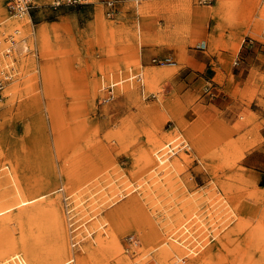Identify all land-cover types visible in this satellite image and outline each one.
I'll return each mask as SVG.
<instances>
[{
  "label": "rangeland",
  "instance_id": "obj_1",
  "mask_svg": "<svg viewBox=\"0 0 264 264\" xmlns=\"http://www.w3.org/2000/svg\"><path fill=\"white\" fill-rule=\"evenodd\" d=\"M108 1L34 0L27 25L0 0V65L13 76L0 91V159L23 170L28 197L74 184L62 197L72 264H171L172 241L186 246L179 264H264V0H112L111 16ZM162 149L176 167L164 191L141 187L94 215L152 169L165 174ZM112 186L81 212L77 201ZM104 229L120 256L97 243Z\"/></svg>",
  "mask_w": 264,
  "mask_h": 264
},
{
  "label": "bare ground",
  "instance_id": "obj_2",
  "mask_svg": "<svg viewBox=\"0 0 264 264\" xmlns=\"http://www.w3.org/2000/svg\"><path fill=\"white\" fill-rule=\"evenodd\" d=\"M183 4V3H179ZM178 4V5H179ZM177 5V7H178ZM9 21V19H8ZM7 22V21H6ZM21 22V21H20ZM27 25L29 22H25ZM5 25V24H4ZM23 25V23H22ZM4 27V26H3ZM19 28V27H18ZM21 29V28H20ZM5 34V33H4ZM32 34V33H31ZM25 38V37H24ZM23 39V38H22ZM14 42V41H13ZM11 43V42H10ZM19 43V42H18ZM16 44V43H14ZM3 45V43H2ZM10 45V44H9ZM237 45V44H236ZM235 45V47H236ZM12 46V45H11ZM10 48V46H8ZM234 47V50L236 49ZM29 49V48H28ZM29 51V50H26ZM15 53V52H14ZM140 64V63H138ZM20 73V72H19ZM14 75V74H13ZM142 75V74H141ZM18 85H12L11 87H8L7 93L8 94H16L18 93ZM182 143V142H181ZM180 144V143H179ZM165 145H163L164 147ZM162 146H159L161 149ZM185 149V148H184ZM163 150V149H162ZM160 150L159 152H161ZM186 151V150H185ZM155 155L157 156L158 161V167H162L161 169L168 170L165 167L172 164V169L176 170L175 163H171V155L169 150L165 149L160 154L157 152V150L154 151ZM175 154V153H174ZM173 154V155H174ZM163 155V156H162ZM172 155V156H173ZM189 157V156H188ZM196 160V159H195ZM78 161V160H77ZM152 161L150 158H148V162ZM4 162V163H3ZM80 162V161H79ZM176 163H180L178 160L175 161ZM190 162V161H189ZM76 164V163H75ZM79 164V163H78ZM76 164V166L78 165ZM182 164V163H181ZM146 166V165H145ZM74 167V166H73ZM144 167V166H143ZM147 167V166H146ZM17 168L21 169L19 165L12 164V162L7 161V157H3L0 159V264H72L75 263L76 258L74 255V249L76 246L69 243V233L67 229V217L64 214L63 210V202L62 197L64 195L65 189L67 188L69 184L72 185V182H69L68 184H64V186H60L56 188L55 186L51 188L50 190H47L41 194L28 197L24 191H23V184L20 183V172H23L21 169L20 172L17 170ZM156 169H152V171L149 174L150 183H147L148 185H144L145 187L141 186V183H138L139 188H132L125 190L126 192L120 193V196L113 199L112 202L109 201V203L101 208H97L96 214H101L104 211H106L109 208H112L119 202L123 201L124 199H128L127 201H132V195L134 192L141 189H145L144 195H150L153 193H160L163 190L164 182H167L170 179V176L168 174V171L165 172V174L156 173L154 172ZM19 173V174H18ZM25 174V171H24ZM61 176V175H60ZM66 178V177H65ZM64 178V179H65ZM95 178V176L93 177ZM97 178V177H96ZM147 178V179H148ZM33 179V178H31ZM117 179V178H116ZM27 181V179H25ZM81 181V180H80ZM126 181V179H125ZM83 182V181H82ZM81 182V183H82ZM123 182V181H122ZM128 182V181H127ZM36 183V182H35ZM66 183V182H65ZM80 183V182H79ZM78 183V184H79ZM95 183V182H94ZM104 183V182H103ZM120 183V182H119ZM32 184V183H31ZM30 184V185H31ZM43 184V183H42ZM98 184V183H97ZM109 184V183H108ZM113 184V183H112ZM125 184V183H124ZM129 184V182H128ZM132 184V183H131ZM74 185V184H73ZM87 185V184H86ZM105 186V185H104ZM33 187V186H30ZM43 187V186H42ZM66 187V188H65ZM70 187V186H69ZM85 187V186H84ZM91 187V186H90ZM95 187V186H93ZM181 187V186H180ZM179 187V188H180ZM81 188V187H79ZM96 188V187H95ZM98 188V187H97ZM105 188V187H104ZM177 188V187H176ZM35 189V188H34ZM41 189V188H40ZM39 189V190H40ZM43 189V188H42ZM88 189V188H87ZM91 189V188H90ZM109 189V187H108ZM79 190V189H78ZM111 192L107 193V191L100 193L98 196L92 197L89 201V203L83 202L84 199L77 201V204H80L81 212L87 213L88 207L86 206L90 205L91 209L96 208L99 204H102L108 200L110 196L115 195L119 192V188H115V186H112L111 189H109ZM81 191V190H79ZM78 191V192H79ZM89 191V190H88ZM164 191V190H163ZM76 192V191H75ZM77 192V193H78ZM98 192V191H97ZM142 192V191H141ZM152 192V193H151ZM91 193V192H90ZM89 193V195H90ZM95 193V192H94ZM93 193V194H94ZM74 194V193H73ZM72 194V195H73ZM86 194V192L84 193ZM164 194V193H163ZM87 195V196H89ZM95 195V194H94ZM81 196V195H80ZM152 196V195H151ZM79 197V195H78ZM84 197V196H83ZM91 197V196H90ZM67 198V197H66ZM65 198V199H66ZM82 198V197H81ZM143 198V197H142ZM72 199V198H71ZM78 199V198H74ZM80 199V198H79ZM155 199V198H154ZM159 200V199H158ZM70 201V200H68ZM225 201V200H224ZM67 202V201H66ZM74 202V201H73ZM152 202V201H151ZM226 202V201H225ZM222 203V202H221ZM86 204V205H85ZM146 204V203H145ZM161 204V203H160ZM166 204V203H165ZM227 204V203H226ZM231 204V203H230ZM229 205V204H228ZM66 206V205H65ZM151 206V205H150ZM226 206V205H225ZM157 207V204H156ZM154 207V209L156 208ZM73 208V207H72ZM162 208V207H160ZM159 208V209H160ZM157 209V208H156ZM226 209V208H225ZM224 209V210H225ZM228 209V208H227ZM226 209V210H227ZM230 210V209H229ZM72 211V210H71ZM79 211V210H78ZM90 211V210H89ZM88 211V212H89ZM166 211V210H165ZM73 212V211H72ZM225 212V211H224ZM222 212V213H224ZM230 212V211H229ZM80 213V212H79ZM168 213V212H167ZM68 216V214H66ZM70 215V214H69ZM97 215V216H98ZM169 215V214H168ZM230 215V214H228ZM73 216V215H72ZM97 216H91L87 219V221H91ZM167 216V215H166ZM220 216V215H219ZM79 217V216H78ZM80 218V217H79ZM163 218V217H162ZM175 218V217H173ZM218 218V215H217ZM172 221V218H170ZM182 219V218H180ZM216 219V218H215ZM223 220L222 218H220ZM227 219V218H226ZM73 220V219H72ZM80 220V219H79ZM84 220V219H82ZM169 220V219H168ZM194 220V219H193ZM197 220V219H196ZM217 220V219H216ZM69 221V220H68ZM159 221V220H158ZM167 221V220H166ZM170 221V220H169ZM174 221V220H173ZM214 221V220H213ZM220 221V220H219ZM72 222V221H71ZM79 222V221H78ZM86 222V220L84 221ZM87 222V223H88ZM117 222V221H116ZM121 222V221H120ZM165 222V221H164ZM177 222V221H176ZM183 222V220H182ZM189 222V221H188ZM195 222V221H194ZM218 222V221H217ZM223 222V221H222ZM83 223V222H81ZM86 223V224H87ZM122 223V222H121ZM169 223V222H168ZM199 223V220H198ZM225 220V224H226ZM102 222L99 224L101 225ZM120 224V223H119ZM180 223H178L179 225ZM197 224V223H196ZM195 224V225H196ZM204 224V223H203ZM218 224H220L218 222ZM222 224V223H221ZM224 224V225H225ZM94 226L95 229L99 226ZM110 225V224H109ZM118 225V224H117ZM122 225V224H121ZM173 225V224H172ZM183 225V224H182ZM190 225V224H188ZM200 225V223H199ZM216 225V224H215ZM222 225V226H224ZM164 226V225H163ZM168 225H166L167 227ZM171 226V223L170 225ZM168 226V227H169ZM176 226V224H175ZM191 226V225H190ZM78 227V226H77ZM119 227V225H118ZM167 227V228H168ZM180 227V225H179ZM200 227H203L202 225ZM74 228V227H73ZM105 228V226H103ZM161 228V227H160ZM167 228H164L167 229ZM81 229V228H80ZM76 230V232L81 230ZM174 229V228H173ZM172 231H175L173 230ZM200 229V228H198ZM205 229V228H204ZM106 233V237H102L100 235L97 238V243H99V246L104 247V245L107 243V239H111L114 243H112L114 246V256H120L122 254V249L118 240V236H112L109 230L104 229ZM112 230V229H111ZM162 230V231H164ZM169 230V229H168ZM99 232H101L98 229ZM118 231V230H117ZM204 231V230H203ZM74 232L73 234H76ZM168 232V231H167ZM170 232V231H169ZM178 232V231H177ZM201 232V229H200ZM205 232V231H204ZM187 233V232H186ZM195 233V232H194ZM206 233V232H205ZM81 234V233H80ZM84 234V233H83ZM161 234V233H160ZM165 234V232L163 233ZM170 235L169 233H167ZM180 234V233H179ZM202 234V233H201ZM19 235V236H18ZM104 235V234H103ZM172 235V232H171ZM174 235V234H173ZM76 236V235H75ZM80 236V235H79ZM175 236V235H174ZM207 236V234H206ZM71 237V236H70ZM102 237V238H101ZM166 236H164L165 238ZM191 237V236H190ZM194 237V236H193ZM202 237V236H201ZM205 237V236H204ZM72 238V237H71ZM167 238V237H166ZM192 238V237H191ZM190 238V239H191ZM94 239V238H93ZM133 239V238H132ZM170 239V238H169ZM203 239V238H201ZM200 239V240H201ZM75 240V239H74ZM73 240V241H74ZM77 240V239H76ZM79 240V239H78ZM172 240V239H170ZM169 240V242H170ZM185 240V238H184ZM188 240V239H187ZM186 240V241H187ZM189 241V240H188ZM76 242V241H75ZM80 242V241H79ZM82 242V241H81ZM133 242V240H132ZM196 242V241H194ZM209 240H207L203 244V249L193 251V254L199 255L209 244H207ZM74 243V242H73ZM168 243V242H167ZM188 243V242H186ZM165 244V243H164ZM162 244V245H164ZM207 244V245H206ZM161 245V244H160ZM206 245V246H205ZM166 246V244L164 245ZM201 246V245H200ZM117 248V250L115 249ZM159 247V246H158ZM163 247V246H162ZM186 247L182 243H173L172 245L170 242L169 249L166 248L163 250L168 257L169 260L172 261L171 264H179V262L182 260L181 258V252ZM192 247V246H191ZM155 248V247H154ZM157 248V247H156ZM160 248V247H159ZM188 248V247H187ZM197 248V246H196ZM194 248V249H196ZM153 249V248H152ZM151 249V250H152ZM161 249V248H160ZM158 249V250H160ZM164 249V248H162ZM111 251V250H110ZM156 251V250H155ZM134 252V251H133ZM151 252V251H150ZM148 253V251H147ZM157 253V252H156ZM163 253V252H162ZM184 253V252H183ZM186 253V252H185ZM160 256L162 255L161 252L159 253ZM144 255V254H143ZM153 255V254H152ZM189 255V254H188ZM187 255V256H188ZM192 255V254H190ZM189 255V256H190ZM113 256V255H112ZM148 256V255H147ZM159 256V257H160ZM163 256V255H162ZM150 257V256H149ZM200 257V256H199ZM191 258V257H190ZM153 259V258H152ZM187 259V258H186ZM162 262V258L160 259ZM203 260V259H201ZM120 261L123 262V264H132L128 258H122ZM148 261V260H147ZM151 261V260H150ZM164 261V260H163ZM183 261V260H182ZM181 261V262H182ZM209 262V260L207 259ZM206 261V262H207ZM143 262V261H142ZM158 262V261H157ZM184 262V261H183ZM212 262V261H211ZM151 263V262H150ZM164 263V262H163ZM186 263V262H185ZM162 264V263H161Z\"/></svg>",
  "mask_w": 264,
  "mask_h": 264
},
{
  "label": "built area",
  "instance_id": "obj_3",
  "mask_svg": "<svg viewBox=\"0 0 264 264\" xmlns=\"http://www.w3.org/2000/svg\"><path fill=\"white\" fill-rule=\"evenodd\" d=\"M139 1V0H136ZM93 0H55L54 6H83L86 4H92ZM9 5H10V10L14 14V16L18 17L19 19L25 21V22H31L32 23V18H31V12L33 8L35 7L34 5V0H9ZM107 7H108V15L111 16L112 14H115L116 9H115V2L112 0H109L107 2ZM5 55L8 57L9 54L11 53V48H6ZM156 61V60H155ZM163 64L167 65H173L174 63L171 61V59H165L164 61H161ZM9 64V63H8ZM2 65V64H1ZM0 65V66H1ZM4 66H1L0 68V91L4 89L5 84L7 81H9L12 77L9 76V74L6 72V68L3 69ZM8 69V67H7ZM10 78V79H9Z\"/></svg>",
  "mask_w": 264,
  "mask_h": 264
},
{
  "label": "crops",
  "instance_id": "obj_4",
  "mask_svg": "<svg viewBox=\"0 0 264 264\" xmlns=\"http://www.w3.org/2000/svg\"><path fill=\"white\" fill-rule=\"evenodd\" d=\"M151 53H152V50L151 49L146 50L145 51V56L149 58ZM222 71L225 73V70L222 69Z\"/></svg>",
  "mask_w": 264,
  "mask_h": 264
}]
</instances>
